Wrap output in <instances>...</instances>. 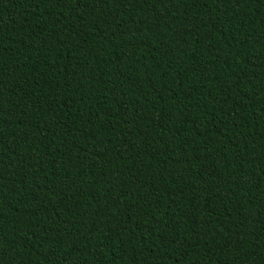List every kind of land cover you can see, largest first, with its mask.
I'll return each mask as SVG.
<instances>
[{"label":"trees","instance_id":"obj_1","mask_svg":"<svg viewBox=\"0 0 264 264\" xmlns=\"http://www.w3.org/2000/svg\"><path fill=\"white\" fill-rule=\"evenodd\" d=\"M0 264H264V0H0Z\"/></svg>","mask_w":264,"mask_h":264}]
</instances>
